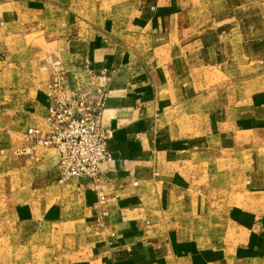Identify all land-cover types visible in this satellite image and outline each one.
Wrapping results in <instances>:
<instances>
[{
    "label": "crops",
    "instance_id": "crops-1",
    "mask_svg": "<svg viewBox=\"0 0 264 264\" xmlns=\"http://www.w3.org/2000/svg\"><path fill=\"white\" fill-rule=\"evenodd\" d=\"M54 61L107 89L105 214L39 148L0 264H264V0H0V137L45 127Z\"/></svg>",
    "mask_w": 264,
    "mask_h": 264
},
{
    "label": "built area",
    "instance_id": "built-area-1",
    "mask_svg": "<svg viewBox=\"0 0 264 264\" xmlns=\"http://www.w3.org/2000/svg\"><path fill=\"white\" fill-rule=\"evenodd\" d=\"M51 64L50 76L44 84L45 127L27 128L19 153H32L39 148L56 149L59 182L81 176L90 178L96 206L100 209L105 202L101 167L112 159L107 147L112 130L102 124L107 89L94 74L88 85L71 89L63 65L57 61ZM100 212L105 214L101 209Z\"/></svg>",
    "mask_w": 264,
    "mask_h": 264
},
{
    "label": "rangeland",
    "instance_id": "rangeland-1",
    "mask_svg": "<svg viewBox=\"0 0 264 264\" xmlns=\"http://www.w3.org/2000/svg\"><path fill=\"white\" fill-rule=\"evenodd\" d=\"M7 133L0 137V207L9 206L25 197V192L15 190L29 179L26 171H19L18 158L34 159L37 152L20 154V136Z\"/></svg>",
    "mask_w": 264,
    "mask_h": 264
}]
</instances>
